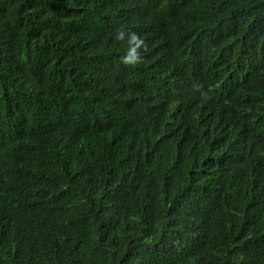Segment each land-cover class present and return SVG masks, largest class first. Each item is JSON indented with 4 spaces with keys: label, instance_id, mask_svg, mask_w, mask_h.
Wrapping results in <instances>:
<instances>
[{
    "label": "trees",
    "instance_id": "16d2710c",
    "mask_svg": "<svg viewBox=\"0 0 264 264\" xmlns=\"http://www.w3.org/2000/svg\"><path fill=\"white\" fill-rule=\"evenodd\" d=\"M0 264H264V0H0Z\"/></svg>",
    "mask_w": 264,
    "mask_h": 264
},
{
    "label": "clouds",
    "instance_id": "9594fccd",
    "mask_svg": "<svg viewBox=\"0 0 264 264\" xmlns=\"http://www.w3.org/2000/svg\"><path fill=\"white\" fill-rule=\"evenodd\" d=\"M126 55L127 54L121 55L119 59L122 61H129ZM148 72L159 74V75L163 74L160 64L153 59L148 68ZM109 83H112V82H109ZM149 93L152 97H156L158 95V91L149 90ZM196 143L216 150L217 152H219L222 159L225 161L227 154H226V149L224 147L218 144L205 145L200 140L196 141ZM184 151H187L189 153L188 159L181 161L178 158L177 161L174 163L172 171L170 173H173L176 171H182L183 173H185V175L189 176L192 180H195V182L204 174H212V173H207V172L202 171V169L207 170L205 167L202 166L203 164L205 166L211 167L208 171L215 169V167L211 163V158L209 154L203 152L202 150L198 148H192V149L185 148Z\"/></svg>",
    "mask_w": 264,
    "mask_h": 264
}]
</instances>
